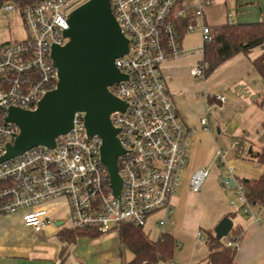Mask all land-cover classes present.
I'll return each instance as SVG.
<instances>
[{"label": "built area", "instance_id": "1", "mask_svg": "<svg viewBox=\"0 0 264 264\" xmlns=\"http://www.w3.org/2000/svg\"><path fill=\"white\" fill-rule=\"evenodd\" d=\"M79 1L41 0L25 6L14 1V5H0L4 18L19 8L26 31L24 40L0 45V161L19 134L9 110L34 111L43 97L57 87L53 48L69 42L65 37L68 16L88 0ZM109 1L129 42L128 53L115 60L125 79L110 88L126 107L124 112L110 116L124 150L117 159L121 189L115 193L101 160L102 139L89 136L84 113H76L73 128L56 139L55 147L37 146L0 162V216L22 212L25 226L35 233L52 224L49 212L36 208L55 199L63 200L67 206V221L61 227L66 230L108 233L121 224L144 229L150 218L160 212L163 218L155 222L156 228L163 230L173 223L172 198L188 163L194 130L179 115L167 88L163 64L183 53V20H189L186 35L197 26L201 29L204 52L205 45L213 39L212 28L204 20L212 0H197L196 5L184 7L185 0ZM231 17L229 14L230 23ZM206 70L207 64L202 61L192 74L205 79ZM218 99L222 103L226 100ZM200 124L208 130V117H203ZM229 154L236 158L246 154L239 140L227 149H218L216 156L227 177L234 180L244 212L258 222L264 207L256 216L254 208L247 204L244 185L228 163ZM208 176L206 168L190 175L193 194L201 192ZM228 189V183L223 181V191ZM197 237L204 239L202 232ZM228 246L239 249V242H229Z\"/></svg>", "mask_w": 264, "mask_h": 264}, {"label": "crops", "instance_id": "2", "mask_svg": "<svg viewBox=\"0 0 264 264\" xmlns=\"http://www.w3.org/2000/svg\"><path fill=\"white\" fill-rule=\"evenodd\" d=\"M240 2L241 0H217L216 6L226 8L225 20L220 24L211 25L208 20L215 15L212 12L215 2L212 0V5L205 11L206 25L214 27L225 24L229 14L232 15L233 23L251 22L252 18L263 20L264 0H249V5L252 7L247 8L244 14L240 13ZM2 3L4 0H0V5ZM250 12L253 17L249 16ZM259 22H264V20ZM196 29L200 30L202 40L201 29L199 26ZM182 49V55L163 64V73L179 115L186 126L194 130L192 140L194 147L204 152L213 150L215 145L216 151L227 149L234 141L231 138L238 136L242 137L239 138L241 143L244 142L246 154L243 158L256 162L249 157V150L258 152L261 148H257L255 142L261 141L260 131L264 130L262 127L264 123V79L254 69L253 60L263 53V49L256 48L248 54L242 53L229 59L205 79L193 76L192 70L195 67L184 64L185 56L194 54V50H185L183 41ZM218 97H225V102H220ZM205 116L208 117V130H204L200 124V120ZM222 139L227 145L219 147L220 142L223 144ZM228 158L237 159L233 154H229ZM199 169L202 168L198 167L192 173ZM217 176L214 178L216 182ZM218 177L222 181L220 188L223 191L222 175ZM181 185L172 198L173 223L168 225L171 232L164 233L172 235L177 244L180 243L177 241L179 235L185 240L188 238L200 240V249L197 248V251L200 250V263L198 261L196 263L207 264L209 252L205 243L206 239L205 237L199 239L197 234L198 232H202L203 235L207 232L214 233L219 222L230 215L233 227L239 226L243 232L235 258L236 264H264V214L259 217L258 222H255L244 212L242 204L239 210L237 208L228 211H222L221 208L216 209L215 213L204 222L202 210L191 207L194 194L190 190L189 182L184 188ZM36 209L47 210L52 220V224L41 233H35L33 229L25 226L22 212L0 216V264H110L120 260L122 264H127L133 259L132 252L120 243L117 230L108 233L91 231L99 235L95 237L82 235L74 243H66L60 237L61 231L66 230L61 228L62 223L67 221L68 216V209L63 200L55 199ZM258 210L254 207L256 216H258ZM157 220L151 221L153 228ZM181 248L178 246V249ZM204 248L205 251H203ZM127 253L132 256L129 262L123 259ZM160 264H166V262Z\"/></svg>", "mask_w": 264, "mask_h": 264}, {"label": "water", "instance_id": "3", "mask_svg": "<svg viewBox=\"0 0 264 264\" xmlns=\"http://www.w3.org/2000/svg\"><path fill=\"white\" fill-rule=\"evenodd\" d=\"M69 42L55 46L52 56L58 68L56 89L48 92L34 111L11 108L9 117L19 134L0 162L12 159L37 146L55 147L56 139L73 128L76 113H84L85 128L91 137L102 139L101 160L107 167L116 194L121 189L117 159L124 150L117 137L119 130L110 121L111 114L124 112L125 105L110 88L125 77L115 60L128 53L124 36L109 0H88L68 16ZM232 189L234 180L222 177ZM233 229L230 218L222 219L214 230L218 240Z\"/></svg>", "mask_w": 264, "mask_h": 264}, {"label": "trees", "instance_id": "4", "mask_svg": "<svg viewBox=\"0 0 264 264\" xmlns=\"http://www.w3.org/2000/svg\"><path fill=\"white\" fill-rule=\"evenodd\" d=\"M41 0H15L21 6L33 4ZM189 20L182 21L181 35L185 37V29ZM212 28V41L204 47L203 62L207 64L206 77L218 69L229 59L248 54L256 48H262L263 53L253 60L254 69L264 79V22L254 24L227 23ZM264 128V123L262 124ZM249 157L260 164L262 174L257 179L243 180L244 196L247 204L258 209L264 207V143L260 151L249 150ZM231 217L230 215L227 217ZM120 243L133 254V259L127 264H160L171 261L177 249V242L168 233H162L157 240H152L142 228L131 224H121L117 228ZM241 227H233L230 234L218 240L213 232H207L205 243L208 248L207 264H236L238 249L229 247V242H239L242 237ZM82 235L98 236L91 231L62 230L60 237L68 244L74 243Z\"/></svg>", "mask_w": 264, "mask_h": 264}, {"label": "rangeland", "instance_id": "5", "mask_svg": "<svg viewBox=\"0 0 264 264\" xmlns=\"http://www.w3.org/2000/svg\"><path fill=\"white\" fill-rule=\"evenodd\" d=\"M86 0H80L79 3H83ZM215 6L212 9V12L215 14L213 18L209 19L208 22L211 25H217L221 22H224L226 8L225 6H216L217 0H214ZM4 4L14 5L12 0H4ZM197 4V0H185L182 4V7L191 5L194 6ZM248 4V5H247ZM252 6L249 5V0H241L240 2V13L244 14L247 8H251ZM192 10V8H190ZM250 17H253L252 12L249 13ZM251 22H241L242 24H254L257 21L263 20H256V18H252ZM219 27V26H214ZM26 38V31L24 28V24L21 17L20 9L17 8L14 12L9 13V15L4 18L3 13L0 11V45L6 43H13L17 41H22ZM203 46L200 30L195 29L194 32L187 34L183 40V47L185 50H194V54H187L185 56L184 64L189 67H196L200 62L204 60L203 53L200 52ZM200 81V80H199ZM261 141L255 142L256 147H261L264 141V130L260 131ZM236 136L235 138H231L234 140H239ZM193 140V139H192ZM190 143L189 146V157L188 163L183 171L182 174V181L181 187L186 186L189 182L190 175L192 171L196 168H206L209 170V176L205 181L203 188L200 193L194 194L193 205L191 207L201 209L204 214V222L207 218L211 217L213 213H215L216 209H220L222 211H228L230 209L241 208L243 202L235 189H229L227 192H223L220 188L221 179L218 176L222 175V177L228 176L223 164L218 160L215 151L216 145L213 146V150L204 152L202 150H197L194 147V143ZM223 144L220 142L218 146L227 145L226 142L223 141ZM241 143V141H240ZM246 145L249 144L245 141ZM244 142L241 143L242 148L244 149ZM245 145V146H246ZM246 146V148H247ZM227 147V146H226ZM261 149V148H260ZM245 150V149H244ZM260 151V150H259ZM217 152V151H216ZM245 154L240 156L239 158L232 160V158H228V163L235 167V176L239 179V181L248 180V179H257L261 176L263 168L257 162L246 160ZM230 161V162H229ZM233 161V162H232ZM218 175V176H217ZM215 176H217V182L214 181ZM220 192V194H218ZM233 202L234 204H230ZM163 218V212L157 213L153 216L147 223L146 227L143 229L144 232L150 237L152 240H157L160 233L162 232H171L168 226H166L163 230L160 228H153L151 226V221L153 219H161ZM203 222V225H204ZM203 227V226H202ZM116 226L113 227V231H116ZM206 235V233H204ZM176 237V235H175ZM177 241L180 242L177 246H181V249H176L175 255L171 261L166 262V264H197L200 263V250L197 251V248L200 249V240L197 241L194 238L184 239L182 236H177ZM205 246V245H204ZM206 249L204 248L203 251ZM130 257V258H129ZM123 259H127L126 262H129L132 259L131 254L127 253L123 256ZM125 263V260H123ZM110 264H122L121 260L117 263H110Z\"/></svg>", "mask_w": 264, "mask_h": 264}]
</instances>
